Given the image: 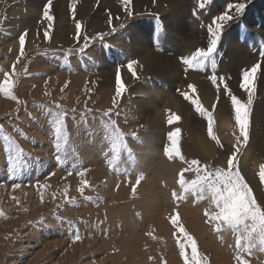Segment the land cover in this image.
I'll return each instance as SVG.
<instances>
[{
	"label": "rangeland",
	"instance_id": "374dc122",
	"mask_svg": "<svg viewBox=\"0 0 264 264\" xmlns=\"http://www.w3.org/2000/svg\"><path fill=\"white\" fill-rule=\"evenodd\" d=\"M67 1L65 11L62 7L65 20L60 28L69 29V34L60 37L57 33L60 28L53 21L47 41L43 35L48 26L44 28L41 22L47 0H3L0 3V83L4 80L5 72L12 73V65L15 63L16 74L10 76L13 81L12 94L20 101L17 104L15 100L0 93V101L3 102L0 105V264H184L177 244V240L182 241L183 236L171 224L173 214L178 215V224L196 241L198 256L206 258L205 264H236L234 256L237 233L223 227L217 232L212 222H205L208 220L204 215L205 210L215 211L211 194L205 192L203 199H198L200 193L189 191L183 193V199L176 198L183 192L178 181L181 170L188 167L186 161L197 160L200 165H208L212 171L225 168L227 156L231 154L233 144L237 143V138L236 141L226 142L220 136L213 108L219 97L231 105V97L225 94L224 86L219 85L218 91L208 79L218 94L213 103L206 102L198 93L193 96L186 92L189 97L186 100L181 95L184 92L177 86L173 87L174 96L188 105L186 112L191 117L188 121L201 126L204 135L202 130L198 133L205 140L206 149L210 153H202L197 149L192 138L195 134L191 132L190 126L187 128L182 117L169 124V118L174 112L166 110L165 134L162 135L159 148L169 147L168 134L179 128V154L173 153L169 158L162 153L176 168L162 169L157 180L151 176L152 169H148V162L143 158L145 153H141V147L148 142L144 140L147 127L133 114V100L137 98L133 91L150 80L156 82L159 88L166 83L163 86L167 90L165 79L150 74L138 75L131 83L124 82L126 91L116 111L107 117L103 115L112 108L117 69L121 70L130 61L137 60V57L127 56L118 43L126 40L133 47L129 37L131 28L143 29L151 46L159 54L172 56L171 49L178 45L166 42L165 37L167 26L172 23L173 11L178 6H173L167 0H150L146 3L130 0L127 6L122 0H104L107 4L100 9V18L109 12V6L114 8V14H109L101 24H97L95 20L100 18L94 20L93 13L103 0ZM239 2L246 3L247 7L241 16L225 26L214 54L216 69L213 70L206 61L202 70L208 76L223 75L231 93L246 102L247 93L239 87L244 69H233L231 66L223 71L221 67L223 61L229 62L222 47V39L227 31H234V40L235 35H241L239 32L247 25L246 14H250L249 11L252 13V5L256 0H210L203 9L198 7L199 0H188L189 11L184 18L188 23V31L182 47L174 56L178 55L180 60V56H190L197 48H206L207 26L212 18L222 14L229 3ZM70 4L73 5L71 9ZM85 4H93V11H88ZM30 5L34 6L35 11L29 10ZM53 6L56 5H53L52 0ZM255 11L260 18L264 17L263 6L257 7ZM230 14L235 15L234 9ZM76 20L82 25L79 40L76 38ZM25 31V55L17 62L20 53L18 37ZM85 36L88 37L87 41L84 40ZM117 36L120 40L114 41ZM240 39L243 45H250L243 38ZM256 44H252L249 51L256 55L257 50L256 58L260 61L264 37L256 40ZM103 62L115 70L109 83L112 89L110 93L104 94L100 89L103 87L95 79L105 73ZM179 64H182L181 61ZM182 66L188 69L186 65ZM259 74L250 115L249 140L239 155L242 174L257 203L264 206V183L260 182L258 175L261 167L253 168L249 164L251 170L248 173L252 180L244 172L245 163L242 162L244 151L253 138V130L264 141V116L258 124L253 114L256 101L262 97L264 99V89L261 90L258 84ZM46 92L48 95H45ZM192 100H197L212 114L213 134L217 140L209 137L207 120L196 111ZM61 112L64 113L66 139L62 138L57 147L54 123L56 114ZM110 120L116 121L124 137L115 149L112 135L105 126ZM132 133L136 136L133 137ZM240 139L243 140L242 137ZM11 145H15V151ZM260 157L263 162L264 155L260 153ZM151 160L149 166L152 167L156 162L154 159L150 164ZM80 170L85 171L83 179L89 185L83 195L77 191L81 177L76 173ZM69 172L72 174L69 175ZM196 178L194 171H185L183 174L186 184ZM13 184H19L20 187L13 188ZM133 185H136L135 192ZM173 193H176V197ZM152 199L158 211L146 214L149 205H153ZM192 222L197 224V232L191 228ZM163 225L166 230L160 232ZM76 234L82 238L73 243L72 237ZM185 252L191 255L190 248H186ZM244 259L248 264H264V251H260V245L256 244L252 254H244Z\"/></svg>",
	"mask_w": 264,
	"mask_h": 264
},
{
	"label": "snow or ice",
	"instance_id": "6c2138e0",
	"mask_svg": "<svg viewBox=\"0 0 264 264\" xmlns=\"http://www.w3.org/2000/svg\"><path fill=\"white\" fill-rule=\"evenodd\" d=\"M155 2V0H154ZM3 3V0H0ZM124 5H129L130 0H122ZM210 3V0H199L198 7L203 9L205 4ZM52 5V0H47L43 7L42 18L48 21V28L45 29L43 38L44 40H49V31L52 28V22L54 16L50 14V9ZM70 9L73 5H69ZM247 5L244 2L239 3H229L225 11L212 18L211 23L207 26V46L197 48L190 56L180 57L182 64L186 65L188 69H200L202 70L205 66V62H209L213 68L216 69L217 64L214 58V54L218 49V44L221 40L225 26L234 19L241 16ZM234 9L235 15L230 14ZM127 11V8L125 9ZM131 15V12L128 13ZM109 24L111 25V17H109ZM82 25L79 20L75 22L76 38L79 40ZM115 31V29H113ZM27 31L19 35V47L20 53L17 56V62L24 57V47H25V37ZM84 40L87 41L88 37L85 36ZM157 50H159V45L157 44ZM261 60L253 64L250 68H245L241 72L239 87L241 90L247 93V101L242 102L236 95H233L225 83V77L213 74L208 76L212 84L217 87L219 91V85L224 86L225 94L231 97V109L234 113L235 126L239 130V136L237 137V143L233 144L231 154L227 156V166L225 168H216L214 171L208 168V165H200L197 160L186 161L188 167L182 169L180 172L179 184L183 192L179 197H176V193L173 196L178 199H183V193L191 191L193 194L200 193L201 195L198 199H203V194L205 192L211 194V202L215 206V211L209 212L205 210L204 215L208 217L205 222H212L214 230L219 232L221 228L231 229L236 236V253L234 259L236 264H248V261L244 259V254L251 255L252 249L256 244L260 245V251H264V206L257 203L256 197L253 195L252 189L249 187L248 182L245 180L242 174V169L240 167L241 157L239 153L242 148L247 145L249 140V126H250V115L252 111L253 100L256 90L257 74L264 72V48L260 50ZM136 61H130L127 64L129 72L132 73L133 77H136L134 70V65ZM16 74V64L12 65V73L5 72L4 80L0 83V93H3L7 98L15 100L17 104L20 103L18 98L12 94L13 81L10 78L11 75ZM230 79V77H229ZM47 83V81L45 82ZM67 87V82L65 84ZM190 89H194V86L189 84ZM64 89L61 88V92ZM126 91V85L122 81L121 72L118 68L115 76V94L112 98V108L108 109L103 113L104 116H110L116 111L120 98ZM45 95H48L46 92ZM184 98L189 99L186 93H181ZM191 103L195 105L196 111L200 112L207 120L208 135L211 139L217 140V137L213 134V116L210 112L204 109L197 100H192ZM59 107V105H57ZM216 108V105H213ZM119 115V113H116ZM57 119L54 123V133L56 137L57 147H59V142L62 138L66 139L64 125V113H58ZM180 117L172 114L169 118L168 123L171 124L173 121L179 120ZM113 138L114 149L119 146L123 141V134L119 131L116 126L115 120H110L107 125H105ZM114 130V131H113ZM179 128L171 131L169 135L170 146L164 149V154L169 158L172 157L173 153L179 154V148L177 147L178 141L177 136L179 134ZM133 137L136 136L135 133L131 134ZM243 138L241 141L240 138ZM219 143V141H217ZM13 151H15V145H11ZM59 159V157H57ZM195 166V167H194ZM185 171H194L196 173V179L185 182L183 179V174ZM69 175L72 173L69 172ZM81 177L80 186L77 191L83 195L84 189L88 187V181L83 179L85 175L84 170H80L76 173ZM260 182L264 183V165H261V170L258 173ZM140 178L137 179V184H139ZM13 188H19V184H13ZM41 188L44 185H40ZM136 185H133V192H135ZM65 194L67 193V188L64 189ZM67 195H65V200L67 201ZM2 215V213H0ZM171 224L176 227L177 231L182 234L183 240H177V244L180 249V256L184 260V264H205L206 258L199 257L197 252V244L191 235H189L184 227L178 224V215L173 214L171 217ZM176 233H173L175 235ZM82 237L76 234L72 237L73 243L80 240ZM191 249V255H186L185 249ZM151 259V257L149 258Z\"/></svg>",
	"mask_w": 264,
	"mask_h": 264
},
{
	"label": "bare ground",
	"instance_id": "6f19581e",
	"mask_svg": "<svg viewBox=\"0 0 264 264\" xmlns=\"http://www.w3.org/2000/svg\"><path fill=\"white\" fill-rule=\"evenodd\" d=\"M67 0H60L57 2V0H53V6L50 9V14L54 16V22L56 25L61 27V23L65 20V10H66V4ZM136 3H146L147 1L150 2V0H135ZM169 3L173 4V6H178L177 10L173 11V18L172 23L168 25V33L165 37L166 42H171L173 45H178L176 48H172L173 51L172 56H169L167 54H159L155 48H153L150 44V41L148 39V36L146 32L143 29H135L131 28V36L130 41L134 44L132 47L131 44H127L126 40L119 42L118 46L121 47L122 50L125 51L127 56H131L132 58L137 57L136 65L134 67L136 76H147L150 74L159 75V77H163L165 81L167 82L168 87L165 90V84H163L160 88L154 81H146L145 84L139 85L135 88L133 91L137 96L135 98L134 104L135 106L132 108L134 116H136L138 120H142L144 125L147 127V132L145 133L144 140L148 141L144 143V146L141 147L142 152L145 153L144 159H146V163L148 162V169H152L151 176H153V179L157 180V175L159 176V172L162 171V169H174L176 168V165L172 164L165 159L164 149H160L159 146L162 142V135L164 133V115L165 111L169 110L170 113H173L179 117H182L184 120L187 128H192L191 132L195 135L192 136L194 144L196 145L197 149L203 153H210L206 149V142L204 139L200 137V134L198 131H201L202 128L200 125L197 126V124H193L192 122L188 121V118L190 116L189 112L187 113V107L183 100H180L178 96H174V93H172L173 87H179L184 93L189 92L193 96L200 95L201 98H203L206 102L212 101L214 102V99L218 96V94L215 92L214 86L208 81V74L206 72L196 71L187 69L185 70L182 66V64H179L180 60H178L177 56H174V53L177 52L180 47H182L183 39L186 38L187 31H188V23L184 19L187 15L188 10V0H167ZM107 2V1H106ZM104 0L100 3L97 10L94 11V20L96 18H100L101 16L98 14L100 9L102 10L104 7H106V3ZM35 2L33 1V4ZM32 4V2H31ZM32 4V5H33ZM30 5L31 8L29 10L35 11L34 6ZM264 7V0H256V3L252 5V13L246 14L247 18V25L243 26L239 34L241 35H235L234 40V31H227L222 39V47H224L225 55L228 56V63H225L224 61L221 63V67L224 70L230 69L231 66L234 68L240 69L243 68H250L253 64L257 63L258 60L256 56L258 55V51L256 50V55H252L249 51V47H252L256 44V40H261V36L264 37V17H261L257 15L255 9L259 6ZM62 7H64V11L62 10ZM85 7L88 11H93V4H85ZM189 11V10H188ZM38 13V10H37ZM114 14V8L112 6H109V12L100 18V20L97 21V24H101L100 22L104 21L106 18H108L109 14ZM31 14V13H30ZM31 20V19H30ZM93 20V22H95ZM41 22L42 25L45 27L48 26V21L44 20L41 16ZM24 26V25H23ZM245 28V29H244ZM133 29V30H132ZM240 30V29H239ZM245 30V31H244ZM243 31L245 34L243 35ZM59 33L60 37L64 38L68 36L69 29H59L57 31ZM255 34V35H254ZM127 37V36H126ZM124 38V36H123ZM240 38H243L245 40L244 42H247V44L250 45H243L239 42L241 40ZM126 39V38H125ZM263 39V38H262ZM119 41L120 38L117 36L114 41ZM181 41V44H180ZM251 41V42H250ZM120 49V50H121ZM181 57V56H180ZM105 62V61H104ZM102 63L103 66H105V73L100 74L97 78H95L98 82V85L102 86L101 93H107L111 91L112 87L109 88V83L112 80V77L114 75V68L111 67L108 63ZM126 62V61H125ZM109 68V69H108ZM122 81L126 83H131L134 80V77L131 72H129L128 68L125 66L123 69L120 70ZM157 72L159 74H157ZM183 74H185L183 76ZM196 77V78H193ZM258 78V77H257ZM191 84L194 86L193 89H190L188 85ZM259 87L261 90L264 89V72H261L259 74ZM179 85V86H178ZM140 95V97H138ZM184 97V96H183ZM263 98V97H262ZM259 99L256 101L255 109H254V118L256 123H261L264 116V99ZM3 102L0 101V105H2ZM133 104V103H132ZM163 105V106H162ZM215 115L219 123V129H220V136L226 141H236V138L239 136V130L235 126V120H234V113L232 112L231 105L224 99L219 97L218 103L216 104L215 108ZM191 118V117H190ZM193 118V117H192ZM194 120V119H193ZM134 122V121H133ZM140 122V121H139ZM188 122V123H187ZM199 122V121H198ZM200 124V123H199ZM203 134V130H202ZM255 134V135H254ZM204 135V134H203ZM191 138V140H192ZM143 140V139H142ZM249 146L244 151L242 162L245 163L243 166V170L246 174L249 175V164L253 168L261 167L263 165V162L260 157V153L264 155V141H262V138L260 135L253 130V138L250 140ZM150 142V144H149ZM259 146V148H258ZM228 152V148H226ZM152 159V160H151ZM155 159V160H154ZM158 159V163L156 161ZM149 160H151L150 164L154 160L156 164L154 166H149ZM243 165V164H242ZM169 175V174H168ZM167 175V176H168ZM170 176V175H169ZM252 177V176H251ZM250 178V175L249 177ZM170 179V178H168ZM252 179V178H250ZM249 179V180H250ZM253 180V179H252ZM120 194V193H119ZM153 205H149V209L145 211L146 214H155L158 211V206L154 204V199H152ZM146 208L144 207L143 210ZM191 228L196 231L197 224L192 222L190 223ZM166 226H162L160 229V232H165ZM197 232V231H196ZM166 236V235H165ZM216 253V252H215ZM218 257V256H217ZM222 257V256H221ZM216 256L214 255V259ZM215 262V261H214ZM218 262V261H217ZM220 262V261H219ZM221 263V262H220ZM219 264V263H218Z\"/></svg>",
	"mask_w": 264,
	"mask_h": 264
}]
</instances>
